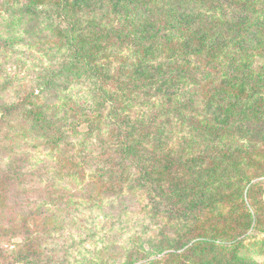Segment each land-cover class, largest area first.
<instances>
[{
  "label": "rangeland",
  "instance_id": "obj_1",
  "mask_svg": "<svg viewBox=\"0 0 264 264\" xmlns=\"http://www.w3.org/2000/svg\"><path fill=\"white\" fill-rule=\"evenodd\" d=\"M226 1L0 0V264H264V76L219 87L264 0Z\"/></svg>",
  "mask_w": 264,
  "mask_h": 264
},
{
  "label": "trees",
  "instance_id": "obj_2",
  "mask_svg": "<svg viewBox=\"0 0 264 264\" xmlns=\"http://www.w3.org/2000/svg\"><path fill=\"white\" fill-rule=\"evenodd\" d=\"M235 0H227L224 5L227 6L229 9H228V12H226L227 14H229L231 17L229 19V22H232V15H237L238 13H241L240 15V18H246L248 20L250 14L252 15H255L256 13H258L259 11H264V6L262 7L261 10H256L255 8V5L253 2L251 3V5H245L244 7H241V6H232V4L234 3ZM53 5V4H52ZM141 7L147 11V16L150 14V13H153V17H147V18H152V19H147L148 22H150V24L156 28L158 25L162 24V17H159L157 18L156 17V13H160L161 12V9H162V3L159 2V3H150V2H145L143 1L142 3H140ZM241 11V12H240ZM225 13V12H223ZM255 13V14H254ZM224 15V14H223ZM222 15V18L224 20V16ZM264 17V16H263ZM219 21V18L215 15L214 19L211 18V20H208L206 24H201L200 26L198 24H196V26L194 28H192L191 26H188L186 27L185 25H183L182 23H173L170 30H174V28H176V30H179L182 31V30H186L187 32V46H190L191 49H196V48H199L200 44L202 43V38L200 37V35L203 33V32H207L208 34H211V31L213 28V25H212V28L210 27L211 24L215 23L216 21ZM254 20V18H253ZM234 24H237L238 28H240L241 24L242 23H233L231 24V27L233 28L235 34H236V41L234 42V44H239L240 41H242V39H256L257 36H262L264 35V18L263 19H257L255 18V22L252 24V26L250 27V29H252L250 32L247 33V37L244 33H246V31H239V29L236 27L234 28ZM196 35L199 37H196ZM253 35V36H252ZM252 36V37H251ZM251 37V38H250ZM166 43V46H170L171 44V41L170 40H166L165 41ZM251 44V43H250ZM237 46V45H236ZM205 47V46H204ZM181 47H172L173 50H180ZM237 52H235V54L233 55V57L231 58V60H229L228 62L226 61L225 64L227 66V68L225 69V72L227 74V76L231 77L232 79H236L237 77L236 76H240L239 79V82H241L240 86L239 87H234L232 85H230L229 83H223V84H220L219 87H221V91H224L225 94H229V95H232V96H236V97H247V90L245 89V85L243 82H245L247 79H251L252 76L254 77V79H258L260 77V75L264 76V41H262L261 43H255L254 42V45H248L245 49H242L243 51L241 52H244V53H238V51L240 50L239 46H237ZM205 50V48H204ZM208 54H211L213 51L211 49L208 48ZM198 54H203L202 51ZM243 54H246L243 55ZM198 56V55H197ZM250 57L251 59L249 60ZM254 57H258L260 60H258L260 62V64L256 67L255 71H252V67L249 66L250 63H253V58ZM200 58V57H198ZM208 59V57H204L202 59V62L201 63H198L195 65V68L196 69H201L203 72L202 73H206L208 71V69L210 70H217V67H213V65H211L210 67V64H207L205 65L204 62ZM243 59H247V60H243ZM229 63H232L231 65L234 66V68L232 69V67H230ZM150 65H146V67H150ZM223 66V65H222ZM232 71L230 72L229 70ZM253 72V73H252ZM167 81V80H165ZM253 90H259L260 91V96H263L264 93H262V87H260L259 85H256L255 86V89ZM230 99V98H229ZM257 103V102H256ZM228 105L230 103H227ZM256 105V104H255ZM232 106V105H231ZM252 109H254V104L251 105L249 108H244L243 109V113H246V112H249L251 111ZM254 116L256 113V111H254ZM247 118H249L248 121H246L248 124L250 125H247V127H254L255 129H259L260 128V123L261 121L260 120H253V118L248 116ZM245 124V123H244ZM221 130V129H219ZM261 142V141H260ZM262 143V142H261ZM145 184L142 185V187H144ZM42 191H39L38 193H41ZM0 197H2V193L0 192ZM27 216H30L31 218H34V213H29V215H26ZM201 240V239H200ZM81 241V240H79ZM193 241V240H192ZM191 241V244L188 246L189 248H193L196 243V241ZM204 241H207V243H209L208 241H210V239H205ZM33 246H28V253H33L32 250H33ZM146 255H144V262L142 264H149V263H153L151 256L154 255V253H152L151 251H149L148 253H145ZM153 254V255H152ZM173 255L174 252H167L165 253V255ZM142 257V255L140 256ZM155 257V256H154ZM141 261V260H140ZM150 261V262H148Z\"/></svg>",
  "mask_w": 264,
  "mask_h": 264
}]
</instances>
